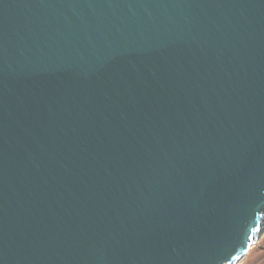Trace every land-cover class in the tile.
Returning <instances> with one entry per match:
<instances>
[{
	"label": "water",
	"instance_id": "obj_1",
	"mask_svg": "<svg viewBox=\"0 0 264 264\" xmlns=\"http://www.w3.org/2000/svg\"><path fill=\"white\" fill-rule=\"evenodd\" d=\"M263 231L264 0H0V264H236Z\"/></svg>",
	"mask_w": 264,
	"mask_h": 264
},
{
	"label": "rangeland",
	"instance_id": "obj_2",
	"mask_svg": "<svg viewBox=\"0 0 264 264\" xmlns=\"http://www.w3.org/2000/svg\"><path fill=\"white\" fill-rule=\"evenodd\" d=\"M236 264H264V231Z\"/></svg>",
	"mask_w": 264,
	"mask_h": 264
},
{
	"label": "snow or ice",
	"instance_id": "obj_3",
	"mask_svg": "<svg viewBox=\"0 0 264 264\" xmlns=\"http://www.w3.org/2000/svg\"><path fill=\"white\" fill-rule=\"evenodd\" d=\"M229 255H230V253H229ZM225 259H227V257H225Z\"/></svg>",
	"mask_w": 264,
	"mask_h": 264
}]
</instances>
